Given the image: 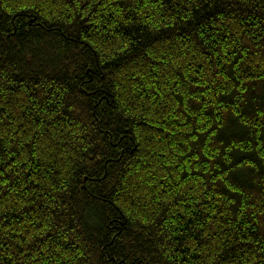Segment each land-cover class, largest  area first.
I'll return each instance as SVG.
<instances>
[{
	"label": "trees",
	"instance_id": "1",
	"mask_svg": "<svg viewBox=\"0 0 264 264\" xmlns=\"http://www.w3.org/2000/svg\"><path fill=\"white\" fill-rule=\"evenodd\" d=\"M0 264H264V0H0Z\"/></svg>",
	"mask_w": 264,
	"mask_h": 264
}]
</instances>
